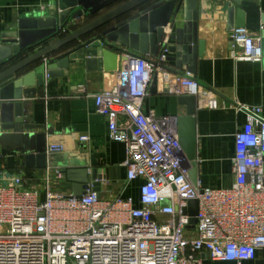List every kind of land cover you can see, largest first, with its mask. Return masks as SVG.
<instances>
[{
    "label": "built area",
    "instance_id": "1",
    "mask_svg": "<svg viewBox=\"0 0 264 264\" xmlns=\"http://www.w3.org/2000/svg\"><path fill=\"white\" fill-rule=\"evenodd\" d=\"M230 40L233 58L261 60L257 32L236 28ZM162 44L154 59L159 63L168 36ZM121 65L114 85L93 95L94 109L107 119L109 138L125 146L126 181L142 180L140 205L123 189L113 198H101L92 184L80 196L53 192L47 175L41 196L36 188L24 187L22 173L1 164L0 264H203L202 254L214 261L255 264L264 251L261 107L247 108V121L234 133L232 185L204 186L191 179L176 118L143 110L159 68L141 57ZM186 73L177 75L168 93L197 94L198 83ZM62 150L61 144H50L45 153ZM190 200L198 201L194 228H187L184 212Z\"/></svg>",
    "mask_w": 264,
    "mask_h": 264
},
{
    "label": "crops",
    "instance_id": "2",
    "mask_svg": "<svg viewBox=\"0 0 264 264\" xmlns=\"http://www.w3.org/2000/svg\"><path fill=\"white\" fill-rule=\"evenodd\" d=\"M52 1L0 0V40L1 34L14 27L19 18L39 14ZM218 1L202 0L199 37L206 40L205 53L198 58L195 74L190 75L199 85L197 94H193L197 98L193 125L197 178L204 186L226 188L234 182V133L249 116L240 106L246 109L261 107L258 119L264 121V56L260 61H248L230 55L226 21L217 11ZM255 2L264 13V0ZM84 20L81 17L77 22L85 23ZM167 32L170 31L166 29ZM121 64L117 60L116 69L98 70L80 60L68 66L67 75L46 77L44 86L37 88L34 98L22 99L26 122L44 128L20 131L0 127V165L22 173L24 187L36 188L41 196L44 195L46 175L51 191L72 192V182L67 177H59L60 173L66 175V172L57 166V161L67 160L68 165L85 166L88 170L96 168L106 179L99 189L101 198H113L123 189V194L131 195L134 205L139 206L138 187L142 180L126 181L125 146L109 138L107 119L94 109L93 95L114 85ZM167 66L172 67L173 63L169 62ZM181 72L187 74L185 66ZM176 77L159 68L155 91H151V83L143 110L175 117L178 134V127L179 131H186L190 123L184 120L188 110L180 97L184 95L167 92ZM178 118H182L183 123L178 125ZM39 132L46 134V146L61 144L63 150L50 154L53 161H47L46 168H27L24 156L34 152L35 134ZM80 136H87L88 140H80ZM63 155L67 156L65 160ZM202 255L203 264H236L210 260ZM262 259L264 251L258 253L255 264ZM242 264L251 263L245 261Z\"/></svg>",
    "mask_w": 264,
    "mask_h": 264
},
{
    "label": "water",
    "instance_id": "3",
    "mask_svg": "<svg viewBox=\"0 0 264 264\" xmlns=\"http://www.w3.org/2000/svg\"><path fill=\"white\" fill-rule=\"evenodd\" d=\"M216 6L219 15L225 17L229 46L231 31L246 28L260 35L264 56V13L255 0H219ZM81 17L85 23L77 22ZM201 20L202 0H53L39 14L19 18L14 27L1 34L0 40L1 129H43V125L26 122L22 99L34 98L46 77L67 75L68 66L80 60L98 70H114L117 60L124 63L129 57H141L175 75L184 76L181 72L184 66L186 72L195 74L206 45L205 38L199 37ZM166 29L170 31L167 34ZM165 36H168L167 53L159 63L154 59L164 46ZM169 62L172 67L167 66ZM26 69L30 70L25 72ZM157 80L155 75L152 92ZM180 97L188 105L184 120L190 123V128L179 131L178 127L179 141L191 162L190 176L195 182L193 125L197 98L193 94ZM240 108L250 114L246 108ZM180 122L182 118H178V125ZM45 137L43 132L35 134L34 152L24 156L25 167L44 169L47 161H53L52 155L45 153ZM66 157L63 155L64 160ZM57 166L65 170L72 182L71 194L80 196L90 184L100 189L99 169L68 165L67 160L57 161ZM184 212L189 215L187 228H194L198 201L190 200ZM263 263V259L257 261Z\"/></svg>",
    "mask_w": 264,
    "mask_h": 264
}]
</instances>
